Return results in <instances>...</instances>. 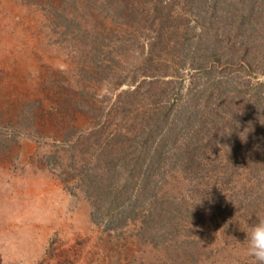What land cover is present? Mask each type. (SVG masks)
<instances>
[{
    "label": "rangeland",
    "instance_id": "obj_1",
    "mask_svg": "<svg viewBox=\"0 0 264 264\" xmlns=\"http://www.w3.org/2000/svg\"><path fill=\"white\" fill-rule=\"evenodd\" d=\"M108 1L0 0V139L10 141L0 151V264H252L241 230L264 215V191L258 205L248 207L232 197L237 181L223 189L230 206L241 209L235 232L213 213L206 187L196 188L200 180L189 167V173L172 170L161 182L169 201L185 198L194 211L187 227L166 231L163 243L143 237L139 220L116 231L91 221L90 203L72 174L94 160L96 135L80 151L57 139L72 142L93 127L103 136L131 124L137 130L148 109L162 112L163 104L175 102L169 88L174 83L165 84L175 79V69L185 87L190 81L186 66L167 53L163 41L149 53L156 33L154 0ZM177 14L192 16L181 0L173 9ZM65 19L74 22L68 26ZM95 47L108 55H97ZM240 76L249 88L264 82L257 72L243 70ZM134 89L135 97H127ZM23 116L30 127L17 126ZM206 153L211 168L216 160ZM216 173L206 181L216 180Z\"/></svg>",
    "mask_w": 264,
    "mask_h": 264
},
{
    "label": "trees",
    "instance_id": "obj_2",
    "mask_svg": "<svg viewBox=\"0 0 264 264\" xmlns=\"http://www.w3.org/2000/svg\"><path fill=\"white\" fill-rule=\"evenodd\" d=\"M181 1L190 19L173 15L180 0L164 1L165 5L154 0L156 33L149 51L154 52L163 41L167 53L177 58L181 68L186 66L190 78L186 87L177 69L175 79L165 81L174 83L169 88L174 89L175 102L163 104L162 112L158 109L153 114V108L148 109L137 130L131 124L103 136L93 127L72 142L57 139L80 151L91 147L96 135L99 149L94 160L72 174L90 203L91 221L116 231L139 220L141 235L155 244L164 242L169 228L187 227L194 212L184 205L185 198L169 201L161 191V182L172 170L189 173L184 167L192 168V175L200 180L196 188L206 187L203 195L214 205L213 213L235 232L240 224L237 209H241L230 206L223 189L237 181L239 188L232 197L248 207L257 206L256 197L264 191V82L250 83L249 88L240 76L243 70L264 75V0ZM65 20L68 26L74 22ZM182 22L186 25L181 30ZM94 53L109 52L95 47ZM244 89H250L249 93H242ZM137 90L127 92V97H135ZM76 102L80 108L82 101ZM17 124L31 126L25 116ZM243 131L241 139L248 133L246 141L239 136ZM9 144L0 139V151ZM208 150L216 160L211 168L205 163ZM74 158L71 155L70 160ZM214 168L221 170L219 174ZM215 173L216 180L206 181L205 177ZM153 233H161L160 239Z\"/></svg>",
    "mask_w": 264,
    "mask_h": 264
},
{
    "label": "clouds",
    "instance_id": "obj_3",
    "mask_svg": "<svg viewBox=\"0 0 264 264\" xmlns=\"http://www.w3.org/2000/svg\"><path fill=\"white\" fill-rule=\"evenodd\" d=\"M244 131L239 133L240 139ZM247 134L241 141H246ZM241 231L245 233L244 254L251 258L252 264H264V215H257L255 221L246 224Z\"/></svg>",
    "mask_w": 264,
    "mask_h": 264
}]
</instances>
